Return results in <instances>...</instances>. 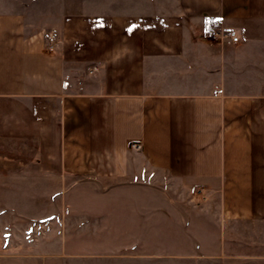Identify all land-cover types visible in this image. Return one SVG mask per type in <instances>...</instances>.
I'll return each instance as SVG.
<instances>
[{"label":"crops","instance_id":"crops-1","mask_svg":"<svg viewBox=\"0 0 264 264\" xmlns=\"http://www.w3.org/2000/svg\"><path fill=\"white\" fill-rule=\"evenodd\" d=\"M146 1L119 0V36L85 73L32 32L33 0H0V109L57 115L0 111V135L44 142L54 129L58 172L90 187L153 170L203 190V217L219 228L211 257L222 259L241 236L232 225L264 229V0ZM219 27L240 41L212 40Z\"/></svg>","mask_w":264,"mask_h":264},{"label":"rangeland","instance_id":"rangeland-1","mask_svg":"<svg viewBox=\"0 0 264 264\" xmlns=\"http://www.w3.org/2000/svg\"><path fill=\"white\" fill-rule=\"evenodd\" d=\"M30 9L32 32H45L85 73L121 31L119 0H33ZM0 111L57 117L55 109ZM0 137V264H264V229L247 222L231 226L241 236L229 238L228 256L211 257L219 228L203 217L201 189L176 187L153 170L90 187L86 176L58 172L54 129L44 142ZM41 147L53 154L43 164Z\"/></svg>","mask_w":264,"mask_h":264},{"label":"built area","instance_id":"built-area-1","mask_svg":"<svg viewBox=\"0 0 264 264\" xmlns=\"http://www.w3.org/2000/svg\"><path fill=\"white\" fill-rule=\"evenodd\" d=\"M209 37L215 41L224 40L230 43H238L241 39V35L237 30L221 27L211 30L209 33ZM51 48H53V46H51ZM132 145L137 149L141 147L139 143H133Z\"/></svg>","mask_w":264,"mask_h":264}]
</instances>
